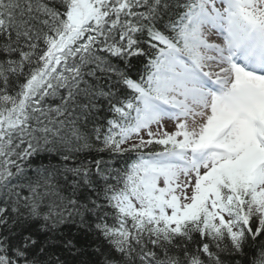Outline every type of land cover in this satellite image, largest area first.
Instances as JSON below:
<instances>
[{
	"label": "snow or ice",
	"instance_id": "6c2138e0",
	"mask_svg": "<svg viewBox=\"0 0 264 264\" xmlns=\"http://www.w3.org/2000/svg\"><path fill=\"white\" fill-rule=\"evenodd\" d=\"M0 264H264V0H0Z\"/></svg>",
	"mask_w": 264,
	"mask_h": 264
},
{
	"label": "trees",
	"instance_id": "16d2710c",
	"mask_svg": "<svg viewBox=\"0 0 264 264\" xmlns=\"http://www.w3.org/2000/svg\"><path fill=\"white\" fill-rule=\"evenodd\" d=\"M66 231H68V230L66 229ZM71 233H72L73 235L77 236L78 238H80L81 240L84 239L83 235H82L81 233L77 232L76 229H75V227H73V228L71 229Z\"/></svg>",
	"mask_w": 264,
	"mask_h": 264
}]
</instances>
